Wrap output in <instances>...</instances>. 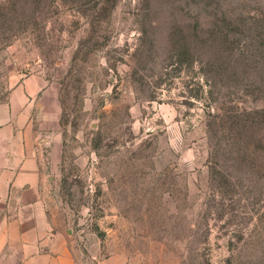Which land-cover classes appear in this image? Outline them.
<instances>
[{"label": "rangeland", "instance_id": "1", "mask_svg": "<svg viewBox=\"0 0 264 264\" xmlns=\"http://www.w3.org/2000/svg\"><path fill=\"white\" fill-rule=\"evenodd\" d=\"M37 73L78 264H264V0H0V104Z\"/></svg>", "mask_w": 264, "mask_h": 264}, {"label": "crops", "instance_id": "2", "mask_svg": "<svg viewBox=\"0 0 264 264\" xmlns=\"http://www.w3.org/2000/svg\"><path fill=\"white\" fill-rule=\"evenodd\" d=\"M61 115L55 85L38 73L0 104V264H78L54 208Z\"/></svg>", "mask_w": 264, "mask_h": 264}]
</instances>
